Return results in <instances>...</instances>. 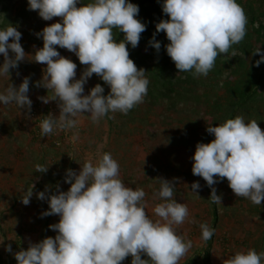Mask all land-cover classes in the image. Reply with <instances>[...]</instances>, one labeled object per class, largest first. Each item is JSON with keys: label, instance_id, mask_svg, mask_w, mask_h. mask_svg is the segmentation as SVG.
<instances>
[{"label": "clouds", "instance_id": "obj_1", "mask_svg": "<svg viewBox=\"0 0 264 264\" xmlns=\"http://www.w3.org/2000/svg\"><path fill=\"white\" fill-rule=\"evenodd\" d=\"M78 3L80 0H28L29 10L37 11L43 20L62 21L36 33L42 37L43 47L34 51L31 60L20 43L22 34L17 27L9 24L0 29V54L4 57L0 76H9L10 69L18 68L26 59L46 65L36 86L51 91L52 97L39 99L45 104L57 101L59 115L44 116L40 122L42 137L52 134L54 129H77L76 118L84 113H90L93 123L106 116L112 118L109 113L127 115L143 103L148 92L146 71L136 66L127 48L128 44L136 48L146 30V25L136 18L138 5L128 0H91L77 6ZM162 11L169 19L157 23L156 32L166 34L169 41L166 52L178 73L207 76L217 57L228 55L247 33L248 19L237 0H163ZM114 30L122 32L124 39L116 42ZM149 43L159 52L161 44L155 40V34ZM57 46L73 52L80 64L86 66L79 79L76 63L61 56ZM253 53L260 54V47ZM231 56H236V52L232 51ZM262 62L264 54L255 66ZM93 74L109 86L107 96L100 84L84 94V85ZM29 84L28 77L18 87L10 83L0 93V102L14 103L30 112ZM207 132L214 139L197 143L192 173L202 177L212 189L209 200L221 205L222 198L213 185L218 182L216 178H226L236 197L261 205L264 130L257 120L246 123L238 115L218 126H208ZM72 139H78V132ZM119 169L118 162L105 152L95 163L86 161L79 173L67 170L65 182L70 188L66 192L59 191L57 186L56 194L47 195L48 189L37 193V198L47 199L49 205L42 216H59V222L49 226L57 235L30 242L26 250L16 252L17 264H122L129 256L131 264H179L192 243L185 242L174 228L189 216L187 205L173 199L176 182L158 178L160 188L154 197L163 202L155 205L153 212L158 219L153 220L145 211V191L126 186L119 178ZM47 170L48 167L36 165V172ZM34 187L32 184L21 198L24 205L30 203ZM199 188L198 182L191 185L195 193ZM200 228L204 241L214 235V229L207 223ZM6 251H12L10 244ZM142 255L149 259H142ZM262 259L264 253L249 249L235 253L223 264H261Z\"/></svg>", "mask_w": 264, "mask_h": 264}, {"label": "rangeland", "instance_id": "obj_2", "mask_svg": "<svg viewBox=\"0 0 264 264\" xmlns=\"http://www.w3.org/2000/svg\"><path fill=\"white\" fill-rule=\"evenodd\" d=\"M240 1L246 3L248 0ZM77 6H80L79 3ZM56 22L62 21L60 18L45 21L38 15L34 19L33 30L29 25L19 30L22 34L20 43L29 60L36 49L43 47V40L36 41V32ZM256 47L262 51V44H256ZM140 48L147 51L145 47ZM57 51L76 63V79H79L86 66L80 64L73 52L58 46ZM9 55L13 54L9 52ZM28 59L20 62L18 68L10 69L9 76H0V93L10 83L18 87L28 77L30 84L27 95L32 101L30 112L14 103L4 105L0 102V241H3L0 243V264L11 263L16 252L26 250L30 242H40L44 233L46 238L57 235L49 226L58 223L59 216H42L49 210V205L47 199H38L37 193L48 189L47 195L56 194L57 186L59 191L66 192L70 188V184L65 182L67 170L79 173L86 161L95 163L99 155L105 152L118 162L119 178L126 186L145 191V211L153 220L158 219L153 212L155 205L163 202L159 197H154L160 188L158 178L176 182L173 199L187 205L189 216L183 224L174 225V228L185 242L192 243L179 264L204 253L209 241L202 239L200 225L204 223L214 229L211 264H223V260L235 253L249 249H254L258 254L264 253V201L256 205L246 198L236 197L226 178H216L218 182L213 187L221 196L222 203L213 204L203 178L192 173L194 143L210 121L205 106L180 104L171 109L166 102L153 107L145 105L133 123L121 118L119 112L109 113L112 118L106 116L99 123H93L90 113H84L76 118L79 121L77 129H54L55 136L42 137L37 120L44 116L46 107L55 116L59 115V108L57 101L45 104L39 99L52 97L51 91L36 86L42 80L46 65ZM3 60L0 54V65ZM97 77L93 74L88 78L84 85L85 95L98 84ZM204 77L207 82L210 76ZM204 92L205 87L200 85L199 94ZM208 93L213 100L216 94L223 91H217L213 86ZM245 122L250 121L245 119ZM260 128L264 130L263 126ZM77 132L78 139L73 141L72 137ZM38 164L48 167L47 172H36ZM194 182L200 185L197 194L191 189ZM32 184L35 187L30 203L24 205L21 198ZM214 206L218 214L217 223L213 221ZM9 244L11 252L6 251ZM129 258L131 256L122 264H130ZM141 258L149 259L146 255ZM261 264H264V259Z\"/></svg>", "mask_w": 264, "mask_h": 264}, {"label": "trees", "instance_id": "obj_3", "mask_svg": "<svg viewBox=\"0 0 264 264\" xmlns=\"http://www.w3.org/2000/svg\"><path fill=\"white\" fill-rule=\"evenodd\" d=\"M89 2L91 0H80L79 5ZM128 2L138 5L139 14L136 18L146 25V30L141 34L136 48L130 44L127 48L136 66L146 71L145 76L149 80V85L143 103L135 106L127 115L119 112L121 118L133 123L143 106L153 107L161 102L169 103L171 109L177 108L180 104L203 105L210 121L205 124L202 134L194 143L195 148L197 143H209L214 139V135L207 132L208 126H218L238 115L248 121L255 119L259 126L264 127V62L260 63L259 67L255 66L256 61L261 59V54H264V0H248L246 3L237 0L248 19L246 36L240 43L233 45L228 55L217 57L213 69L208 73L210 77H207V82L202 75L193 76L192 72L178 73L174 62L168 56L166 45L169 41L166 34L156 32V24L161 20L169 19L162 11L163 0H128ZM38 15L37 11L29 10L28 0H0V29L12 24L18 31L26 25L31 26L33 30L34 19ZM257 24L258 27L255 26ZM154 34L155 40L161 44L159 52L149 43ZM114 39L120 42L124 39V34L114 30ZM39 40H42V37L37 36L36 41ZM256 44H262L260 54L253 53L257 48ZM140 47H145L147 51H142ZM232 51L236 52V56H231ZM97 79L98 84L104 88L103 95L107 96L110 92L109 86L100 77ZM200 85L205 87L202 95L199 94ZM213 86L215 90L223 93L216 94L211 100L208 92ZM205 185L210 197L212 189L206 181ZM217 220V209L214 206V223H217ZM44 238H46L45 233L41 240ZM211 241L212 238L209 239L202 255L184 264H201V260L202 264H211ZM131 261L132 257L129 258L130 264Z\"/></svg>", "mask_w": 264, "mask_h": 264}, {"label": "built area", "instance_id": "obj_4", "mask_svg": "<svg viewBox=\"0 0 264 264\" xmlns=\"http://www.w3.org/2000/svg\"><path fill=\"white\" fill-rule=\"evenodd\" d=\"M44 116H47L49 113H52L53 114V112L51 111V110H49V108H45V110H44ZM44 116H42V118H40L39 120H37L38 121V128H39V126H40V122L42 121V119H44ZM39 130H40V128H39ZM52 136H55L56 135V132H54L53 131V133L51 134ZM12 262L13 263H16L17 264V261L15 260V257L13 258V260H12ZM9 263V262H3L2 264H13V263Z\"/></svg>", "mask_w": 264, "mask_h": 264}]
</instances>
